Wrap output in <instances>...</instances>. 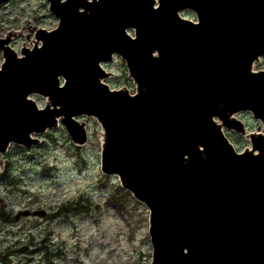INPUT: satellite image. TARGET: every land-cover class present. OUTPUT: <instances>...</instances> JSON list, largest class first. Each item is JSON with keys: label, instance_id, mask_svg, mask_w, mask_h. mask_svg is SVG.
<instances>
[{"label": "water", "instance_id": "obj_1", "mask_svg": "<svg viewBox=\"0 0 264 264\" xmlns=\"http://www.w3.org/2000/svg\"><path fill=\"white\" fill-rule=\"evenodd\" d=\"M48 1L59 23L33 49L20 56L12 32L0 37V154L60 124L84 145L78 117H94L102 172L150 209L151 264H264V0ZM115 56L135 94L104 81ZM224 129L251 146L237 151ZM29 215L46 212L16 219Z\"/></svg>", "mask_w": 264, "mask_h": 264}, {"label": "rangeland", "instance_id": "obj_2", "mask_svg": "<svg viewBox=\"0 0 264 264\" xmlns=\"http://www.w3.org/2000/svg\"><path fill=\"white\" fill-rule=\"evenodd\" d=\"M189 17L188 12L183 13ZM47 0H10L0 6V37L13 33L10 46L19 54L34 47L39 28L58 25ZM0 55V66L3 62ZM116 76L112 88L134 92L126 64L120 58L105 65ZM264 69V58L256 64ZM41 107L45 98L33 95ZM240 119L251 131L261 122L248 113ZM89 132L85 145L76 146L63 125L42 134L33 148L12 145L0 154V264H150L153 247L149 210L122 188L117 176L101 170L103 129L97 119L82 117ZM238 150L249 140L227 132ZM46 216H15L23 210ZM28 246L26 253L18 250Z\"/></svg>", "mask_w": 264, "mask_h": 264}]
</instances>
